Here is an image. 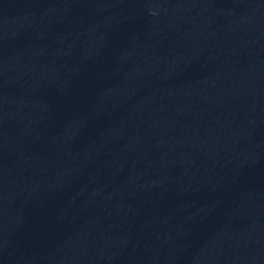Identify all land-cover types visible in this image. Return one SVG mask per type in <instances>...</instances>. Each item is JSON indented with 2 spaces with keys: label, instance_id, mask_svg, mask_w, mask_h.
I'll use <instances>...</instances> for the list:
<instances>
[{
  "label": "water",
  "instance_id": "1",
  "mask_svg": "<svg viewBox=\"0 0 264 264\" xmlns=\"http://www.w3.org/2000/svg\"><path fill=\"white\" fill-rule=\"evenodd\" d=\"M0 264H264V0H0Z\"/></svg>",
  "mask_w": 264,
  "mask_h": 264
}]
</instances>
